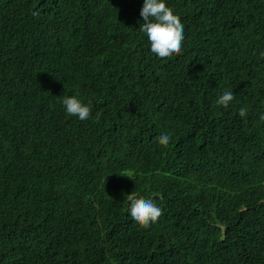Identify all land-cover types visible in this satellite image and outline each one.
Instances as JSON below:
<instances>
[{
	"label": "trees",
	"instance_id": "1",
	"mask_svg": "<svg viewBox=\"0 0 264 264\" xmlns=\"http://www.w3.org/2000/svg\"><path fill=\"white\" fill-rule=\"evenodd\" d=\"M165 3L162 59L144 0H0V264H264V0Z\"/></svg>",
	"mask_w": 264,
	"mask_h": 264
},
{
	"label": "clouds",
	"instance_id": "2",
	"mask_svg": "<svg viewBox=\"0 0 264 264\" xmlns=\"http://www.w3.org/2000/svg\"><path fill=\"white\" fill-rule=\"evenodd\" d=\"M140 16L143 18V23L139 31L146 34L152 53L162 59L181 53L185 39L184 25L181 23L180 17L174 15L173 11L166 6L165 0H144ZM261 56L264 57V53H261ZM234 99L235 96L232 91H225L217 103L227 107ZM62 104L68 115L78 117L81 121L87 120L91 116V103L85 104L76 95L64 96ZM247 113L246 107L239 110L240 117H245ZM99 119L100 114L97 113L96 120L99 121ZM260 119L264 120V115ZM157 140L160 145L167 147L171 136L164 133L158 136ZM133 176L132 171H127L129 179ZM127 198L130 202L129 215L143 228H148L157 222L163 214L162 209L151 199L138 198L133 194Z\"/></svg>",
	"mask_w": 264,
	"mask_h": 264
}]
</instances>
